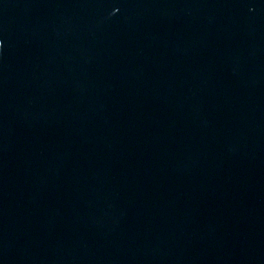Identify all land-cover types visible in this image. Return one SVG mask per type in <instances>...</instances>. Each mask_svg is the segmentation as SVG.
<instances>
[{
	"label": "water",
	"instance_id": "95a60500",
	"mask_svg": "<svg viewBox=\"0 0 264 264\" xmlns=\"http://www.w3.org/2000/svg\"><path fill=\"white\" fill-rule=\"evenodd\" d=\"M0 264H264V0H0Z\"/></svg>",
	"mask_w": 264,
	"mask_h": 264
}]
</instances>
